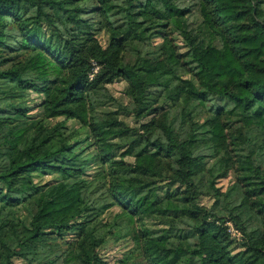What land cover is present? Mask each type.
Wrapping results in <instances>:
<instances>
[{
  "label": "trees",
  "instance_id": "1",
  "mask_svg": "<svg viewBox=\"0 0 264 264\" xmlns=\"http://www.w3.org/2000/svg\"><path fill=\"white\" fill-rule=\"evenodd\" d=\"M47 1L42 9L40 0L18 6L0 0V139L11 136L26 154L11 158L0 141V230L6 229L0 263L16 264L12 257L24 241L17 238L19 224L35 245L19 264H70L38 245L53 232L71 231L94 250L113 233L126 236L139 218L147 264H264V166L252 157L256 152L231 153L241 143L233 123L264 131V0ZM200 22L206 29L191 34ZM137 23L146 24L137 29ZM164 25L177 31L185 50ZM102 30L105 44L95 37ZM156 36L160 53L151 57L147 45ZM68 46L74 51L66 56ZM31 47L51 57L59 74L39 79L30 68L19 69L18 54ZM128 50L132 61L125 60ZM92 60L99 69L89 77ZM114 78L128 82L135 115L158 113L155 132L92 113L113 99L98 92V83ZM25 90L43 93L35 123L18 102ZM57 116L63 118L49 123ZM90 133L95 148L84 151L80 145ZM58 137L66 143L39 154ZM259 149L264 155V138ZM235 166L241 172L221 190L216 180ZM155 170L166 180L164 191ZM35 172L61 173L62 190L46 197ZM198 192L210 194L213 206L223 196L227 214L214 217L196 201ZM114 204L120 210L105 218ZM20 206L26 214L17 213ZM154 215L167 217L165 226L144 224ZM228 220L243 232L235 252ZM87 261L107 263L96 251Z\"/></svg>",
  "mask_w": 264,
  "mask_h": 264
},
{
  "label": "rangeland",
  "instance_id": "2",
  "mask_svg": "<svg viewBox=\"0 0 264 264\" xmlns=\"http://www.w3.org/2000/svg\"><path fill=\"white\" fill-rule=\"evenodd\" d=\"M22 0H3L8 6L9 5H20ZM47 0H40V8L46 9L48 8ZM165 7H162L161 10L165 14ZM146 23H137L135 27L137 29H141ZM167 33L173 37L174 41L178 43L179 50H185V46L182 45L181 37L178 35L177 31L170 28L169 25H164L161 28H167ZM206 29V24L204 22H200L189 29L191 34H196L200 31H204ZM95 37L102 44L106 43L107 33L105 31H100L95 35ZM161 38L159 36L154 37L151 42L148 43L147 48L150 50L149 55L151 57H158L160 53L159 43ZM74 51L72 46L66 47L64 54L66 56L71 55ZM134 54L132 51L128 50L125 53V60L132 61L134 59ZM16 64L19 69H27L33 72V74L39 78H48L53 77L60 72V68L57 66L56 62L49 56L42 53L41 50L37 48H28V50L18 54L16 58ZM92 71L89 73V77H92L93 74L99 69V66L95 63L94 60L91 61ZM102 88L98 90L103 92H108L113 96V99L109 102H104L103 104H98V106L94 107L92 113L104 118L109 116H116L117 118L123 120L127 126H129L133 130H139L141 132H146L151 134L155 132V126L158 120V113L149 112L143 113L139 116L135 115L133 111H131V106H133L130 101L129 96V86L128 82L123 78H114L112 81H105L98 83ZM96 85V86H98ZM23 97L18 98V102L23 105H27L28 107V119L35 123L36 121H40L41 119V110L42 107L40 102L43 98V93L36 92L33 90H25L22 92ZM101 96H97V98H101ZM96 99V97H94ZM162 100V99H161ZM17 103V100L15 101ZM98 114H97V113ZM17 118H23L20 115H16ZM63 116H57L49 119V123H54L56 120L62 119ZM45 121V120H44ZM46 122V121H45ZM47 123V122H46ZM67 124L69 126H76L77 121L75 119H68ZM234 126H237L235 129V133L237 135L236 140L238 142L231 153L237 158L236 152H243L247 150V152H256L253 156H256V161L261 160V166H264V155L261 153L259 149V145L261 140L264 138V131H257L251 124L244 125L241 121H236L233 123ZM154 128V129H153ZM1 146L3 147L6 155L16 160H24L26 158V154L24 150L19 147L13 140V138L9 135L3 136L1 139ZM66 143V140L63 137H58L53 139L51 142L42 146L39 150V154H43L48 150L55 149L59 146H62ZM95 137L90 133L89 137L83 141L80 147L83 146L84 151H94L95 148ZM243 148V149H242ZM245 148V149H244ZM236 149V151L234 150ZM243 150V151H242ZM125 159L129 162H133L134 157L126 154L124 155ZM165 159H162L161 164H164ZM211 162V160H209ZM155 178L158 175V171L155 170ZM241 171L238 166L230 169L225 176H222L216 180V185L221 188V190H226L228 186L238 177V174ZM138 177L140 178L139 173ZM33 179L38 180L40 182H44L46 186L44 187V194L46 197L51 196L53 194L58 193L63 188V176L61 173L52 172H35L32 175ZM143 178H146L143 176ZM158 179V184H161L163 187V191L167 188L166 180L163 178ZM169 188V185H168ZM170 189L172 186L170 185ZM196 201L206 210L212 211L215 215L214 217H220L222 214H227L229 211V206H227L223 199V196L220 197L216 205H212L214 198L207 193L198 192L196 193ZM194 197H192L193 199ZM177 201V200H176ZM120 210V204H114L111 206L105 213L104 217L110 218L114 212ZM19 214H26V210L24 207L20 206L17 210ZM167 217L164 216H151L149 219L145 220L147 226L152 228H161L164 225L163 220H166ZM227 225L226 231L228 232L227 238L230 241V246L232 247L233 252L240 249V244L243 238V232L241 229L233 222L226 221ZM142 226V219H136L135 223H133V228L129 230L126 236H118L116 233L110 235L107 240L99 245L97 249H92L89 246L86 238L79 237L74 232H67L63 236H58L54 232L47 236V239L42 242L38 247H43L45 249L50 250L54 254L60 253L62 258H64L70 264H88L89 256L96 251L99 256L102 257L107 263L106 264H121V262H126L125 264H147L146 256L143 252V247L141 246L140 241V231ZM6 229L2 228L0 230V237L5 233ZM17 238L19 240H24L22 244H20L16 248V254L12 257L14 263L19 264L22 262L21 254H25L28 251H32L35 249V245L31 240H26L29 235V231L25 228L24 225L19 224L17 230ZM37 247V246H36ZM6 251V249H4ZM123 258V260H122ZM1 264V263H0ZM45 264V263H44Z\"/></svg>",
  "mask_w": 264,
  "mask_h": 264
}]
</instances>
